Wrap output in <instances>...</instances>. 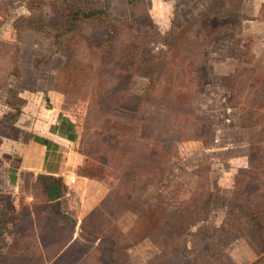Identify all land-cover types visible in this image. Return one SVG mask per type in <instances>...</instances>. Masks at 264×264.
Segmentation results:
<instances>
[{
	"label": "rangeland",
	"instance_id": "374dc122",
	"mask_svg": "<svg viewBox=\"0 0 264 264\" xmlns=\"http://www.w3.org/2000/svg\"><path fill=\"white\" fill-rule=\"evenodd\" d=\"M32 93L70 200L6 184ZM0 264H264V0H0Z\"/></svg>",
	"mask_w": 264,
	"mask_h": 264
},
{
	"label": "crops",
	"instance_id": "0c3cea01",
	"mask_svg": "<svg viewBox=\"0 0 264 264\" xmlns=\"http://www.w3.org/2000/svg\"><path fill=\"white\" fill-rule=\"evenodd\" d=\"M15 117L9 125L17 132H23V137H7L2 143L6 184L17 185L20 174L26 171L47 174L52 178L62 177L63 183L70 189L66 193L69 200L74 191L87 192L88 183L92 180L76 171H70L78 168L84 159L76 151L71 150L70 153L61 144L59 146L62 149L55 147L57 143L53 138L56 137V132L65 131L56 126L55 119L58 115L46 107L42 96L32 93L25 97L20 113ZM69 173L76 174V177L68 176ZM71 177L76 178L74 183L69 181Z\"/></svg>",
	"mask_w": 264,
	"mask_h": 264
},
{
	"label": "trees",
	"instance_id": "16d2710c",
	"mask_svg": "<svg viewBox=\"0 0 264 264\" xmlns=\"http://www.w3.org/2000/svg\"><path fill=\"white\" fill-rule=\"evenodd\" d=\"M128 2H130V0H128ZM97 13L98 12L96 11L79 8L78 11L73 15V17L78 18V21H81L84 19L96 18Z\"/></svg>",
	"mask_w": 264,
	"mask_h": 264
},
{
	"label": "built area",
	"instance_id": "2783aa9c",
	"mask_svg": "<svg viewBox=\"0 0 264 264\" xmlns=\"http://www.w3.org/2000/svg\"><path fill=\"white\" fill-rule=\"evenodd\" d=\"M75 180H76V178H75V177H71V178L69 179V181H70L71 183H74V182H75Z\"/></svg>",
	"mask_w": 264,
	"mask_h": 264
}]
</instances>
